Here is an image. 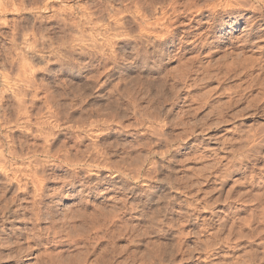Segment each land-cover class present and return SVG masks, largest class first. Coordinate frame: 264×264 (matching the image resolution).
<instances>
[{"label": "rangeland", "instance_id": "1", "mask_svg": "<svg viewBox=\"0 0 264 264\" xmlns=\"http://www.w3.org/2000/svg\"><path fill=\"white\" fill-rule=\"evenodd\" d=\"M218 1L0 0V264H264V9Z\"/></svg>", "mask_w": 264, "mask_h": 264}, {"label": "bare ground", "instance_id": "2", "mask_svg": "<svg viewBox=\"0 0 264 264\" xmlns=\"http://www.w3.org/2000/svg\"><path fill=\"white\" fill-rule=\"evenodd\" d=\"M192 1V0H191ZM252 1H254V2H252ZM219 3H216L215 5L218 7V5H219V7H221V9L222 8H224L225 9V11L227 12V14H229L230 16L232 15V20H230V21H224V20H220L219 21V23H220V30L221 31H223L224 30V28L225 27H230L232 30H234L235 29V27H236V25H238L240 22H243L242 21V19H243V17L245 16V15H243L242 14V12H238V8H241V7H246V6H250L249 8L251 9V10H253L254 12H255V10L257 9H264V0H224V1H218ZM255 2H258L259 4H260V7L259 8H256V6L254 5V3ZM1 3V2H0ZM177 3V2H176ZM214 5V4H213ZM214 5V6H215ZM59 7V6H58ZM45 8V7H44ZM215 8V7H214ZM247 8V7H246ZM246 8H244V10H247ZM176 9V8H175ZM223 9V10H224ZM227 9V10H226ZM235 9H237V12H235ZM249 9V10H250ZM256 10V11H257ZM258 10V11H259ZM190 12H191V10H190ZM234 14H236V15H234ZM259 16V15H258ZM251 18L253 17L254 19H255V17L252 15V16H250ZM250 17H249V19H250ZM248 18H246V19H244L245 20V22H246V27H250L251 26V22L253 21V19H250L249 20ZM218 23V22H217ZM218 23V24H219ZM253 25V24H252ZM169 26V25H168ZM239 27V26H238ZM242 33V32H241ZM243 34V33H242ZM245 34V33H244ZM243 34V35H244ZM223 35V34H222ZM246 36V35H245ZM218 37V36H217ZM219 37H221V36H219ZM231 37V36H230ZM235 37V36H234ZM243 38V37H242ZM236 39L238 40V38H234V41H236ZM246 40V39H245ZM248 40V39H247ZM263 40L261 39V42H262ZM231 42V41H230ZM245 42V41H244ZM241 43V42H240ZM247 45H248V43L247 42H245ZM244 43V44H245ZM231 44H234V42L233 43H231ZM243 44V43H242ZM30 45V44H29ZM239 45H241V44H239ZM228 46V45H227ZM233 46V45H232ZM258 47L259 48H263V46L262 45H259L258 44ZM227 48V47H226ZM17 49V48H16ZM243 49V48H242ZM237 50V49H236ZM253 50V49H252ZM259 50V49H258ZM25 51V50H24ZM232 51V50H231ZM234 51V50H233ZM22 52V51H21ZM236 52V51H235ZM239 52V51H238ZM233 53V52H232ZM259 53H261L260 51H259ZM234 54V53H233ZM257 54H258V52H257ZM42 55V54H41ZM229 56V55H228ZM235 56V55H234ZM246 56V55H245ZM250 55H248V56H246V58H244V60L245 61H249V64H251L250 66H253L255 63H256V61H257V58H253V57H249ZM241 57V56H240ZM239 57V58H240ZM244 57V56H243ZM249 57V58H248ZM257 57V56H256ZM261 57V56H260ZM231 58V57H230ZM259 59H261V58H259ZM25 60V59H24ZM235 60H237L236 61V63L237 64H239V65H243V63H244V60L243 59H232V61H231V63H233V65H234V67H236L235 66ZM27 61V60H26ZM222 61V60H221ZM234 61V62H233ZM260 61V60H259ZM264 61V60H263ZM251 62V63H250ZM27 63V62H26ZM214 63V62H213ZM248 62H246V67H245V69H247V64ZM29 64V63H28ZM143 64V63H142ZM236 64V65H237ZM256 64H258V62L256 63ZM222 65V64H221ZM233 65H231V67L233 66ZM228 66V65H227ZM249 65H248V67H250ZM255 66V65H254ZM258 66V65H257ZM262 67V66H261ZM218 68V67H217ZM251 68V67H250ZM23 69V68H22ZM254 69V68H253ZM32 70V69H31ZM252 70V69H251ZM26 72V71H25ZM198 72V71H197ZM261 72V71H260ZM35 73V72H34ZM218 73V72H217ZM225 74V73H224ZM237 74V73H236ZM222 76V75H221ZM225 76V75H224ZM14 77V76H13ZM22 77V76H21ZM203 77V76H202ZM238 77V76H237ZM16 78V77H15ZM35 78V77H34ZM9 79V78H8ZM244 79V78H243ZM26 81V80H25ZM244 81V80H243ZM24 82V81H23ZM29 82V81H28ZM260 82H261V80H260ZM194 83V82H193ZM242 85V84H241ZM18 88V87H17ZM12 89V88H11ZM214 89V88H213ZM12 91V90H11ZM199 92V91H198ZM21 93V92H20ZM2 94V93H1ZM15 94V93H14ZM210 94V93H209ZM44 96V95H43ZM202 96V95H201ZM257 96V95H256ZM38 98V97H37ZM229 102V101H228ZM24 103V102H23ZM22 103V104H23ZM221 103V102H220ZM21 104V105H22ZM256 104V103H255ZM28 109V108H27ZM228 109V108H227ZM39 110V109H38ZM235 110V109H234ZM207 115V114H206ZM52 116V115H51ZM221 116V115H220ZM32 117V116H31ZM16 119V118H15ZM29 119V118H28ZM58 120V119H57ZM195 120V119H194ZM29 121V120H28ZM2 122V121H1ZM186 122V121H185ZM9 123H10V121H9ZM219 124V123H218ZM205 127V126H204ZM238 127V126H237ZM13 129V128H12ZM240 129V128H239ZM243 129V128H242ZM28 131H29V129H28ZM26 132V131H25ZM48 135V134H47ZM34 136V135H33ZM82 136V135H81ZM241 137V136H240ZM259 137V136H258ZM1 140V139H0ZM23 145V144H22ZM38 146H39V144H38ZM14 147V146H13ZM28 148V147H27ZM10 150V149H9ZM4 151V150H3ZM11 151H13V150H11ZM62 151V150H61ZM17 152V151H16ZM260 152V151H259ZM13 153V152H12ZM72 155V154H71ZM122 156V155H121ZM1 157V156H0ZM3 157V156H2ZM21 157V156H20ZM215 157V156H214ZM65 158V157H64ZM4 159V158H3ZM81 159V158H80ZM262 159V158H261ZM5 160V159H4ZM89 161V160H88ZM105 161V160H104ZM42 162V161H41ZM103 162V161H102ZM110 162V161H109ZM18 163V162H17ZM24 163V162H23ZM50 163V162H49ZM95 163V162H94ZM22 164V163H21ZM25 164V163H24ZM31 164V163H30ZM20 167H21V165H20ZM1 168H3V167H1ZM129 168V167H128ZM34 169V168H33ZM5 170H7V169H5ZM19 170V169H18ZM21 170V169H20ZM24 170V169H23ZM42 170V169H41ZM205 170V169H204ZM15 171V170H14ZM32 171V170H31ZM198 171V170H197ZM36 172V171H35ZM17 172H15V174H16ZM22 173H23V171H22ZM133 173V172H132ZM224 174V173H223ZM17 175V174H16ZM15 175V176H16ZM25 175H26V173H25ZM30 178H32V180L35 178V177H33V174H27ZM186 175V174H185ZM18 177V176H17ZM14 179H17V178H15L14 177ZM20 181H21V179L20 178H18ZM56 179V178H55ZM19 180H17V181H19ZM22 180H23V178H22ZM38 180V179H37ZM19 181V182H20ZM34 181L36 182V179H34ZM235 181V180H234ZM29 182V181H28ZM35 182H33L34 184H35ZM26 184V183H25ZM32 184V183H31ZM36 184H38V183H36ZM22 185V184H21ZM3 186V185H2ZM221 186V185H220ZM16 187V186H15ZM16 189V188H15ZM37 189H38V187H37ZM235 189V188H234ZM222 190V189H221ZM17 192V191H16ZM1 193V192H0ZM261 194H262V192H261ZM26 199V198H25ZM216 199V198H215ZM51 200V199H50ZM252 201V200H251ZM100 210V209H99ZM85 213V212H84ZM251 213V212H250ZM151 214V213H150ZM100 215V214H99ZM86 217V216H85ZM152 218V217H151ZM12 219V218H11ZM262 220V219H261ZM33 221V220H32ZM247 221V220H246ZM211 223V222H210ZM55 224V223H54ZM241 224V223H240ZM246 228V227H245ZM33 229V228H32ZM237 231V230H236ZM234 232V231H233ZM243 232V231H242ZM237 234V233H236ZM257 234V233H256ZM248 235V234H247ZM229 237V236H228ZM246 237V236H245ZM209 239V238H208ZM234 239V238H233ZM237 239V238H236ZM249 239V238H248ZM14 242V241H13ZM213 242V241H212ZM228 242V241H227ZM18 243V242H17ZM83 246V245H82ZM103 249H105V248H103ZM257 250V249H256ZM86 251V250H85ZM102 251V250H101ZM10 252V251H9ZM160 252V251H159ZM83 253V252H82ZM106 253V252H105ZM15 254V253H14ZM87 254V253H86ZM54 255V254H53ZM52 255V256H53ZM80 255V254H79ZM78 255V256H79ZM108 255V254H107ZM48 256H50L49 254H48ZM63 256V255H62ZM72 256V255H71ZM83 256V255H82ZM51 257V256H50ZM42 258V257H41ZM38 259V258H37ZM79 260V259H78ZM67 261H68V259H67ZM75 261V260H74ZM82 261V260H81ZM101 261V260H100ZM44 262V261H43ZM78 262V261H77ZM80 262V261H79ZM102 263V262H101ZM105 263V262H104ZM75 264H77V263H75ZM78 264H80V263H78ZM82 264V263H81ZM246 264H247V262H246Z\"/></svg>", "mask_w": 264, "mask_h": 264}]
</instances>
